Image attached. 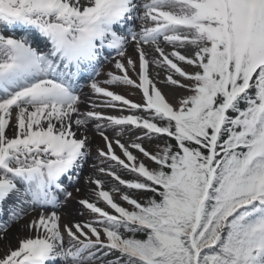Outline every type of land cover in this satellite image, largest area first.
Here are the masks:
<instances>
[{"label": "snow or ice", "instance_id": "snow-or-ice-1", "mask_svg": "<svg viewBox=\"0 0 264 264\" xmlns=\"http://www.w3.org/2000/svg\"><path fill=\"white\" fill-rule=\"evenodd\" d=\"M0 243L264 264V0H0Z\"/></svg>", "mask_w": 264, "mask_h": 264}, {"label": "rangeland", "instance_id": "rangeland-1", "mask_svg": "<svg viewBox=\"0 0 264 264\" xmlns=\"http://www.w3.org/2000/svg\"><path fill=\"white\" fill-rule=\"evenodd\" d=\"M108 70H109V68H105V71H108ZM158 86H160V87L163 88L162 85H158ZM88 91H89V90H88L87 88L84 89V92H85V93H87ZM164 91H165V93H166V95H167V94H168V90H167V89H164ZM129 98H130V99H133V100H138V99H139L138 96H129ZM170 99H171V97H170ZM93 143H94V144H100L101 146H102V144H103V142L100 140L99 137H96L95 140L93 141ZM117 152H118V154H119V150H118V149H117ZM88 175H89V169H88V168H85L84 173H83V177H87ZM122 175H123V178H125V179L130 178V177L127 176V175H124V174H122ZM83 177H82L81 182H80V185H79V186L81 187V189H82V193L80 194L81 196L87 194L86 191L84 190ZM101 178H102V179H108V178L103 177V176H102ZM107 188H108V186L106 185V190H107ZM69 191H73L74 195H77V194L75 193V191H74L73 188H69ZM115 198L119 201V197H118V196H115ZM70 204H73L74 207H73V208H70V207H69ZM78 208H79V205H77V203H76L74 200H73V201H70V202L66 205L65 209L63 210V211H65V213L69 214V215L66 216V219H74V220H82V219H85V217H80V216H78V215L76 214V211H77ZM14 227H15V230H16L15 233L9 235V239L12 241L13 246H15V244H16L15 237H16L17 235H20V236H26V235H27V232H21L20 229H19L18 227H16V226H14ZM12 231H13V230H12ZM12 231H11V232H12ZM3 247H4V245H3L2 243H0V249H2Z\"/></svg>", "mask_w": 264, "mask_h": 264}, {"label": "bare ground", "instance_id": "bare-ground-1", "mask_svg": "<svg viewBox=\"0 0 264 264\" xmlns=\"http://www.w3.org/2000/svg\"><path fill=\"white\" fill-rule=\"evenodd\" d=\"M70 208H73L74 207V205L73 204H70V206H69ZM13 230V231H12ZM12 231V232H11ZM15 227H13L11 230H10V232H9V235H11V234H14L15 233Z\"/></svg>", "mask_w": 264, "mask_h": 264}]
</instances>
